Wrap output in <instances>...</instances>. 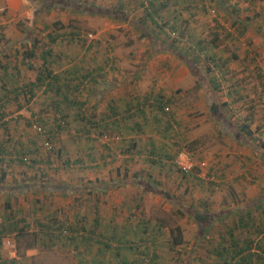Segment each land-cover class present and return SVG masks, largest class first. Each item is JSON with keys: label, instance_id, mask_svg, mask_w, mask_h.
Here are the masks:
<instances>
[{"label": "rangeland", "instance_id": "obj_1", "mask_svg": "<svg viewBox=\"0 0 264 264\" xmlns=\"http://www.w3.org/2000/svg\"><path fill=\"white\" fill-rule=\"evenodd\" d=\"M139 1L0 0V95L13 65L31 79L42 67L39 54L49 51L45 62L55 73L75 62L98 70L93 85L99 90L82 106L87 112L104 116L109 99L116 102L108 113L112 106L120 114L127 106L133 111L125 121L104 125L103 120L78 131L68 87L55 99L63 102L67 123L57 129L49 125L47 135L29 120L42 117L48 125L54 93H43L42 85L26 102L0 97V120L6 118L0 125L2 264H119L144 251L147 257L156 252L153 264H202L212 260L207 250L224 219L247 209L264 219V0H168L152 17L173 30H160L148 19L140 24ZM53 33L58 37L50 41ZM196 39L200 50L193 46ZM30 49L35 56L27 55ZM209 76L219 90H211ZM120 89L126 103L114 98ZM157 100L163 111L154 107ZM133 122L139 129L130 131ZM243 123L251 131L248 137L239 130ZM17 152L35 163L19 164ZM180 152L191 164L187 172L175 162L182 160ZM83 158L86 166L79 168L75 159ZM37 181L50 188L18 187ZM54 184L73 190H52ZM95 196L102 204L120 197L119 210L96 218L105 212L88 200ZM75 206L81 209L75 212ZM6 217L20 234L6 231ZM94 220L116 235L103 234L110 239L105 242L94 233L84 243L86 230L79 226L96 230ZM39 221L48 227L36 225ZM170 230L179 231L181 243H170ZM7 234L12 245L3 242ZM125 238L137 246L115 242Z\"/></svg>", "mask_w": 264, "mask_h": 264}, {"label": "trees", "instance_id": "obj_2", "mask_svg": "<svg viewBox=\"0 0 264 264\" xmlns=\"http://www.w3.org/2000/svg\"><path fill=\"white\" fill-rule=\"evenodd\" d=\"M144 1H145V4L144 2H142V0L139 1V4L143 6V10H142L143 16H141L138 22L140 24H143L145 19H148L149 21H152L153 23H155V20L152 17V15L154 13L157 14V12L160 9L165 7V4L168 2V0H144ZM148 9H150V11ZM233 17L237 19L236 18L237 16H234V14H233ZM236 23L238 22L236 21ZM156 25L158 26L160 30H161V27H164V26H167L169 29H172V30L175 28L173 25H170V24L166 25V22H162L161 24H156ZM239 25H236V26L238 27ZM240 28L242 27L240 26ZM57 37H58V34L56 33L49 34L50 41H54ZM193 46H196L197 49L200 50L201 45L199 44V40L196 39L194 41ZM48 52L43 51L39 54V57L41 59L40 64L42 65V67L37 68L35 70L34 77L32 80H27L26 82L21 83V84L14 83L13 77L16 78L15 73L10 72L9 77L7 78L8 79L7 82L9 81V79H10V82H8V84H6L5 82L2 83V90H1V95H0V97H10V100H17L18 97L20 96L21 101L26 102L34 96L35 92L39 90L42 85L44 86L43 93H47L49 91L54 93V98L52 99V102H51L54 115L51 118L46 120L48 121V125L46 127L42 125V122L45 123V119L41 121L42 117L41 118L37 117V119H33V122H35V124L37 125L38 131L40 132L43 131V133L48 135V133H52L53 127L57 129L58 127L63 126L67 123L68 117L66 116V113H65L67 110L63 109L62 111L60 106L63 104V102L61 101V99L59 100H55V99H58V95L64 96V91L67 90L68 87H69V91L73 92L72 100H70V105L73 104V107L75 108V110L73 109V112H75L73 115V119L79 122L78 126L80 129H82L81 132H85V131L87 132L86 127H89L90 124H93L94 127L95 126L99 127V124H101L104 120L106 122L104 123V125H106L107 124L106 119L108 120V122L110 120L111 122L114 120L113 122H115L116 124V120L125 121L126 118L132 115L133 111H131L130 113L128 111L130 109L129 106H127V108H124L123 110L124 114L123 113L120 114V111L115 110L114 107H112L108 115L105 116L104 114V116L101 115V117L99 118L94 116L93 112H90V113L87 112L88 111L87 108H82V106H84V104L86 103L80 100V98H77L75 93L76 92L80 93V87L82 89V87L85 86L86 84L89 85L88 83L90 81L95 82L96 76L99 75L98 70H96V68H87V67L80 66L75 62L73 64H70V67H66L62 69L61 72L55 73L52 69L48 68L46 64L47 62H45V58L47 57ZM27 55H29V57L35 56L34 50L32 49L28 50ZM209 58L212 59L214 62H218L219 60V58H216L215 56H211V57L209 56ZM25 63L27 64L28 68H35L34 64L28 60H25ZM4 70H6V68ZM12 70L13 71L16 70V67L14 66ZM207 71H209V69H207ZM16 74H18V71L16 72ZM209 85L213 92L220 89V86L218 82L214 79V76H209ZM64 100H66V98H63V101ZM142 104L143 102L138 103L137 107L140 109ZM153 104L155 108H158L161 111H163V108H164L163 102H161L160 100H157ZM2 123L3 121L0 120L1 126L4 125ZM29 124L31 125L30 120H29ZM133 124H135L136 127L132 128V126H130V131L132 129L138 130L140 123L133 122ZM49 125H52L53 127ZM80 129H77V130L80 131ZM239 130L241 131V133H243L247 137L251 135V131L248 128L247 123L240 124ZM100 136H102L103 138H107L105 133H101ZM25 151L27 153L31 152L29 148H25ZM164 156L167 157L168 154H164ZM15 158L19 164L25 163L27 165L29 164L32 165L33 163H35L34 158H32L31 160L28 156H26L24 152H17V155ZM75 160L77 161L78 159H75ZM26 186L30 188L35 187L37 189L49 187V186L47 187L45 185V182H42V181L41 182L37 181V183L33 182L32 184H24L22 187H26ZM57 187L58 186H54V189H56ZM66 187L69 188L68 186ZM51 189H53V186L51 187ZM5 220H6V231L17 230L16 231L17 235L21 233L20 228H16V226L12 224L11 221L9 223L7 220V217L5 218ZM224 220L225 222L223 221L222 226L219 229H216L217 232H215L216 234L213 236L212 242L210 243L211 248L207 250L209 251L208 255H211L212 260L203 261L202 264H264V219L260 217L254 218L250 214V211L247 209V210L236 212L235 216L231 217L230 221L228 222L226 219ZM93 223H94L93 227L97 226V221L94 220ZM36 225H39V227L44 228L45 226H47V223L44 221H39L37 222ZM79 227L83 229L84 231L86 230V232L82 230V232H84L83 234L86 235L82 238L85 241L84 243L89 241L90 234L94 235L95 233V235L100 238L103 236V234L109 235L111 237H114L116 235V233H113L115 232V230L109 231L108 230L109 228H107V231H106V229L104 230H102L101 228L99 229L98 226L96 230H92L91 228L84 229L83 228L84 225H80ZM66 228L70 230L71 229L74 230V227H71V226H66ZM207 230L209 229H206V231ZM206 231L203 230V232H206ZM1 232L2 231H0V238L3 235V233ZM169 233L171 236L170 238L171 244L175 245V244L181 243L179 231H176V233H173L170 230ZM51 235L53 234L51 233ZM64 235H67V233ZM66 238L73 240L71 236H68ZM101 239H104L105 242H108L110 240L109 237H105ZM111 240H114V239H111ZM115 242L117 243V245L121 244L122 246H124V248L128 246L127 247L128 249L131 247L133 248L137 246L136 241L128 240L127 238L123 240H116ZM30 247H32L30 244L27 245V248H30ZM15 253H18V251L16 250ZM147 256L149 255L147 254L146 251H144V254H142L141 257L138 258L137 260H132L133 262L124 261L123 263H119V264H153L157 254L156 252L152 251L150 257H147ZM209 257L210 256H208V258ZM3 262L5 263V261ZM95 263L103 264L99 260L96 261ZM0 264H2V261H0ZM104 264H107V263H104Z\"/></svg>", "mask_w": 264, "mask_h": 264}, {"label": "crops", "instance_id": "obj_3", "mask_svg": "<svg viewBox=\"0 0 264 264\" xmlns=\"http://www.w3.org/2000/svg\"><path fill=\"white\" fill-rule=\"evenodd\" d=\"M15 65H13L12 66V69H13V67H14ZM16 67V66H15ZM25 69H27V68H25ZM18 71V74H16V72ZM5 71H3V73H4ZM11 72H12V70H11ZM14 73H15V76H16V78L15 77H13V81H14V83H18V84H21V83H24V82H26L27 80H32L33 78H31V79H27V77L25 78V77H23L22 76V71L18 68V67H16V70H14L13 71ZM5 74V73H4ZM96 78H97V76H96ZM8 82H10V79H9V81ZM89 85H88V87L87 88H85L84 90L87 92V93H85V91L83 90V89H80V99L82 100V101H84L86 104L87 103H89L88 102V100H89V98H91V96H92V94H94V91L95 90H99V88L97 87V85L96 86H94L93 84H95V82H92V81H90L89 83H88ZM86 89H89L90 90V93L86 90ZM104 89H109V86H105L104 88H103V90ZM105 90V91H106ZM121 90V89H120ZM105 91H103V92H105ZM122 91H124V90H121V92H119V94H115V96H114V98H121V100L120 101H117V102H124V103H126L127 102V97L124 95V93H122ZM105 94H106V92H105ZM93 97V96H92ZM91 102L92 103H94V100H91ZM115 100H111V99H109V101H108V103L109 104H111V105H114L115 104ZM110 105V106H111ZM94 106V105H93ZM109 106V107H110ZM109 107H107L106 109H104V113H105V116L106 115H108L109 113L107 112V111H109ZM113 107V106H112ZM97 116H98V114H97ZM107 120V119H106ZM78 129H80V128H78ZM82 129H80V131H81ZM111 152V151H110ZM84 153H86V152H84ZM112 153V152H111ZM84 160V158L83 159H80L79 161L77 160V161H75L76 163L78 162V165H79V168H83V167H85L86 166V162H84L83 161ZM96 164H98V161H96L95 162ZM76 166H77V164H76ZM89 166V165H88ZM94 166H97V165H95L94 164ZM93 173V175H94V177L95 178H97L96 176H97V173H94V172H92ZM100 177H98L97 179H99ZM102 183V182H101ZM101 183H100V185H101ZM106 184H108L107 182H106ZM116 184H118V183H116ZM54 185H56V186H58L56 189H52V190H58V191H60V192H62V191H69V190H73V189H71L72 187H70L69 189L66 187L67 185H64V184H60V185H58V184H54ZM97 185V184H96ZM99 185V184H98ZM102 185H103V183H102ZM19 186H20V184H19ZM91 187H93L92 185H90ZM27 187V186H26ZM20 189H22V186H20L19 187ZM27 188H30V187H27ZM46 189V188H45ZM51 190V191H52ZM95 190V189H94ZM79 191H80V188H79ZM95 192H97V191H95ZM97 196H95V198L94 199H90V198H88V200H90V203L91 202H95V201H97L98 202V205L101 207V209H100V212L101 211H104L105 213H102V214H98V213H96V217L97 216H101V217H111V216H113L114 215V212H115V209H118L119 210V203L121 202V198L119 197V198H111V199H109L108 201H106L104 204H102L101 203V201L99 200V199H97L96 198ZM102 202H103V200H102ZM92 204V203H91ZM92 207V206H91ZM90 207V208H91ZM74 208V210L73 211H77V210H80L81 209V207H78V206H75V207H73ZM95 209V211H96V204L94 205L93 204V210ZM86 210H88V209H84V211H86ZM91 215V214H90ZM90 215H88V216H90ZM94 222V221H93ZM94 224V223H93ZM89 226H91V224H88ZM89 246V244L88 245H84V248H86L87 249V247ZM81 249V250H85V249ZM0 261H2V259H0Z\"/></svg>", "mask_w": 264, "mask_h": 264}, {"label": "built area", "instance_id": "obj_4", "mask_svg": "<svg viewBox=\"0 0 264 264\" xmlns=\"http://www.w3.org/2000/svg\"><path fill=\"white\" fill-rule=\"evenodd\" d=\"M87 35H89V34H87ZM89 37V36H88ZM33 119H35V116H33L32 117ZM6 120V118H1V121H5ZM31 126L32 127H34V128H36V129H38L37 128V125L35 124V122H33V121H31ZM177 158L179 159H182L181 161L180 160H175V162H176V164H177V166H178V168L181 170V171H184V172H187V171H189L190 170V168H191V164H190V162H188V156L185 154V153H182V152H180V153H178V155H177ZM61 233L62 234H66L67 232L63 229V230H61ZM8 234L7 235H5L4 237H3V242L4 243H6V244H8V245H12V242H11V240H10V238H8Z\"/></svg>", "mask_w": 264, "mask_h": 264}]
</instances>
